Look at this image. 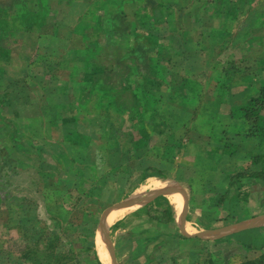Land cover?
Listing matches in <instances>:
<instances>
[{
  "label": "crops",
  "instance_id": "0c3cea01",
  "mask_svg": "<svg viewBox=\"0 0 264 264\" xmlns=\"http://www.w3.org/2000/svg\"><path fill=\"white\" fill-rule=\"evenodd\" d=\"M19 1L20 0L13 1L10 12L15 13L21 22L25 20L28 26L25 32V38L16 44H35L41 46H54L55 44L61 46L62 44V47L67 45L75 47L72 53H68L71 54L69 58L67 57L68 59L64 60L62 57L64 61H74L73 67L70 66L72 67L68 75L70 78H77L82 74V71H91L90 69L86 70L87 67L91 66L90 63H93V61L89 62L91 54L89 53L88 55L86 53L87 49L84 48L86 47L87 35L89 32L93 34V28H96L99 24H103L107 29L108 32L105 34L114 33V36L101 41L114 42L117 53L119 47L116 41H118L119 38H122L121 45L127 48V52L131 49L129 47L134 42L126 46L125 35L131 34L129 32L135 26L138 31H152L157 35V40L152 41L153 43L148 44L147 47L142 44L138 45V47H140L139 51L143 55L142 58L138 59L135 55L125 57L127 52L120 56V59L124 60L123 63L127 68L124 77L131 71H145L144 69H146V63L148 62L145 53H147V55H154L157 49H161L162 51L165 46L172 48L176 43L179 44L183 51L180 57L175 54L177 60L171 51L167 50L171 54L173 60H171V62L174 64L172 65L171 75L173 74V78L175 79L189 78L193 81L195 88L192 87L191 92L196 97L200 98L199 104L202 105L203 108L200 114L198 110L199 106L196 105L195 108L193 107V109H197L196 111H198V113L191 114L190 120L192 121H184L187 126H190L191 136L194 137V121H207L208 125V121H221L220 124H217L219 129L228 130L230 131L229 134L232 133L231 130L239 132L238 138L244 135V151H248L251 155L258 153L264 154V100H262L261 94L264 89V0H150L153 6L144 0H138L135 3H133L134 0H39L38 3L35 2L36 6L34 5L33 7L25 5V3L28 4L30 0H21L24 5L23 8L19 7ZM161 3L163 5H160ZM150 7L153 9L151 10ZM212 7H214L215 10L212 13V17H210L208 14H211V12H209L211 10L209 9ZM55 10L62 11L64 15L66 14L72 19L73 23L58 24L57 22H53L52 24L48 23V25L46 18L48 14ZM245 14H248V16H244ZM106 19H108V21L105 22ZM207 23L211 27H205ZM50 24L52 25V29ZM239 24H241L242 33L238 36L236 28ZM46 28L53 31V33H50V37H48L49 31H46ZM203 28H208V32L205 33L201 31ZM210 28L212 33L209 32ZM14 30L17 31V28ZM27 30L31 33L27 32ZM32 31H36V33H32ZM85 31L89 32L83 37ZM161 33H164L165 37H163ZM240 36L241 46L238 47H241L243 51L246 50L245 48H255V46H258L262 48V52L251 57L252 59H248L250 58V54L237 57L228 52L231 54L229 60L222 61L220 58L226 55L227 48H235L238 45L239 39L237 37ZM210 49L212 51H217V53H210ZM63 51L69 50L64 49ZM103 52L104 56L107 57L108 54L105 51H102V53ZM111 58L114 61L118 60V57L114 55L110 56V59ZM28 59L27 57L26 61H28ZM86 59H88V61H84ZM75 60H78V62ZM126 60L127 63L125 62ZM179 61H181L180 65L178 64ZM80 62V66L75 65ZM221 62L223 65L220 64ZM195 81L199 84L197 87ZM63 91L66 92L67 90L65 89ZM76 91L80 94V88ZM92 91L93 89L88 92V97L82 101V105L85 107L89 105L88 108L94 110L93 126L96 124L94 129L95 133H98L97 123L99 122V108L96 104L98 96H96V91ZM162 91L163 89L159 94L163 96L162 99L164 101L158 102L154 118L152 120H147V128H145V130L149 136L148 138H150L148 147L144 146L146 140V135L143 134L144 132L139 131L137 133L134 130L143 116V113L139 112L145 108L144 99H142L146 98L145 92L140 94V100H135L139 109L135 114L131 112L132 108L129 109L130 102L128 100L125 102L126 104L124 103L122 106L125 110H129L128 112L123 110L124 112L119 114L114 107L109 108L108 111L105 110L106 114L109 116L105 115L107 121L104 124H112L114 127L121 129L122 132L121 134L120 130L116 132L114 139L119 138L118 141H121V146L123 144L130 146L132 142H138V146H140L139 149L142 150L143 159H147L144 165L148 163L152 166H159L161 161L160 156H166V153L169 151V155L172 153L174 161L173 168L165 170L163 175H158L152 168L148 170L142 178L140 174L144 173V166H138V160H142V158L135 159L134 161L123 159L121 166H119V162H114L113 167L111 166L112 164H106V170L104 171L106 174L122 173L126 175L122 179L123 184L113 182L111 180L112 177L106 179L105 194L108 195L111 192V195L106 202L107 207L103 209L102 213L108 207L123 201H126L127 205L112 208L102 223L103 228L99 225L101 213L96 228L101 232L103 238L105 237L104 239L107 237L113 242L116 264H133L126 262V260L131 261L129 257L128 259H124L122 263L119 262V258L130 255V249H128L125 244L134 243L132 244V246H134L135 240L137 239L136 237L141 235V237L153 235L154 238L158 236V238H156V247H154L152 251L148 249L151 251L150 255L157 249L161 254H164L170 251L172 247H180V259L177 264H180L184 260H187L188 264H198L197 260H192V258L194 256H199L200 259H202L200 255L203 256V259L201 262L199 261V264H206L205 260L210 256L209 251H206V248L200 249V246H195L206 240L221 246L232 244L236 247V250L239 249L242 252L245 250L249 255H252L250 257H239L238 260L233 259V261H231L232 259L229 258L227 254L225 257L221 255L222 264H240L252 260L256 261L255 264H264V175L251 177L242 181H227L228 183L219 182L218 185L216 183L213 185V182L209 181V177L214 174L217 179L216 176L221 175V173L216 172L214 167L213 170H209L208 166L207 169H205L208 173L207 176H205L206 178L201 180L197 178V176H195L197 174L196 168L193 165L196 144L188 142L185 136V138L181 140L179 146L180 150L175 149L172 152V146H166L164 142L159 143L164 134L168 135V133H170L173 139L172 133L174 131L177 133L176 128L171 132L170 126L167 127L165 125L166 122L163 126L161 121H168V125L175 122L176 126L177 112L174 106L179 104V102L176 103L177 100L176 102L171 100L167 97V93L165 94ZM193 91H195V93H193ZM57 92L59 94L61 91ZM182 92L185 94L188 93L185 89H183ZM66 94H68V96L62 94V114L55 117L53 115L54 112L50 113V115L43 113L41 117L43 121H45V117L46 121H57L58 133L55 135L56 138L54 140L58 142V147L61 145V148L64 150L66 135L65 129L61 132V126L64 125L63 127H65L67 119H69V121H78L76 117H73L74 119L70 117L72 112L69 113L68 111L69 114L66 116V103L67 101H72L73 107L75 106L78 108L80 106V104H76L74 100L75 95L73 94H75V92L73 87H71ZM128 94L127 97H130L129 92ZM11 101H13L12 96L10 97V104ZM31 104L32 105L29 104V109L35 106L34 102ZM45 104L44 101H41V103L38 104L39 109L45 110ZM246 107L256 109L254 114L259 116L258 120H256L258 122L254 123L252 122L253 120L247 119L244 113ZM10 110V112H14L17 116H20L14 104H11ZM130 114L132 115V119L130 118ZM17 116L15 115V118H17ZM90 116H92L91 113H89V116L85 115L88 121H91ZM111 116L120 118V121H111ZM101 117L103 119V116ZM1 121H3V119ZM130 121L135 123L132 124ZM207 124L206 122L202 123L203 132L207 131ZM247 131L254 132L255 135L246 136L247 133H251ZM59 132H61V134ZM89 135L90 139L87 141L91 143L93 148V139H91V137H93L92 132H89ZM231 135L233 138L237 136L235 133ZM126 137H128V139H125ZM27 138V140H30V137ZM43 138L42 136L39 137L40 140H44ZM194 138L196 139L197 137ZM152 139L156 144H154ZM27 140L25 138V141ZM112 140H110V142L113 146H109V149L116 147L117 141L114 142ZM78 162L76 161V163ZM93 164H95L93 165V171L97 173L98 171L101 172L102 169L98 170L97 164ZM221 167L224 168V174L228 172L229 176L244 171L264 172V163L256 162L252 164L250 156L247 157V159L236 160V163L234 162L233 164L228 160V162L224 165L222 164ZM62 169V171L66 173L65 168L62 167ZM71 171L76 173L75 170ZM82 172H84L83 169ZM180 172H183L184 179H182ZM204 175H206L205 171ZM155 178L164 184L154 188L153 184ZM64 179L65 178H61L60 180L62 181ZM245 184L249 185V189H247L248 187H246ZM213 187L216 189L213 190ZM109 189H111V191ZM95 190L96 193L93 194L98 195L97 188H95ZM115 191L116 196L114 195ZM223 192L226 194V197H224L222 203H219L218 198L222 196ZM176 194L182 199V204L180 203L179 208L175 207ZM209 195L213 196L214 199L211 200ZM232 195L236 197L233 200H231L233 198ZM230 200L231 202L233 201L231 204L234 210V213L231 214L228 211ZM241 206H244L245 210L242 211L240 209ZM254 208L255 210H253ZM118 209H126V211L119 218L110 222L109 217L111 213ZM166 209L171 212V219L166 224L156 225V221L150 220L148 215H155ZM147 210L150 211L149 214ZM192 211L200 214V219L202 220L203 217H205L208 222L206 223L207 225L204 226L201 220L194 218L190 214ZM135 217L144 218V221L148 222L151 228L156 229L157 234L149 232V229L147 232L141 233L140 231L144 229L140 230L139 225H137V227L133 225L127 231L125 230L126 232L118 236L117 242L113 241L110 228L113 229L119 226L124 227L125 223H127L130 218ZM159 228L162 229L159 230ZM187 228H190L192 231H189ZM180 236L187 239H180ZM169 237L173 240H177V243L175 244L173 240L171 243H167L170 239ZM248 242L249 244L254 243L255 245H262V247L254 248L252 244L251 246L247 245ZM219 248L221 249V247ZM93 249L96 254L95 257L99 260L100 264H105L99 256L97 247H93ZM105 250L108 253L111 264H113V259L107 244ZM219 252L220 251H218V253ZM212 253L214 252L211 251V254ZM142 255L145 257V253L142 252L137 259ZM153 258L154 261H152V263L158 264L159 261L156 260V256ZM158 259H160V257ZM171 259L175 260L173 257H171ZM173 260H170L172 264H174ZM134 264L147 263L146 261L143 263L138 261V263Z\"/></svg>",
  "mask_w": 264,
  "mask_h": 264
},
{
  "label": "rangeland",
  "instance_id": "374dc122",
  "mask_svg": "<svg viewBox=\"0 0 264 264\" xmlns=\"http://www.w3.org/2000/svg\"><path fill=\"white\" fill-rule=\"evenodd\" d=\"M13 1L15 0H0V264H14L17 260L19 264H30L28 259H21L20 254L25 247L36 248V246L33 245V242H36L34 241L35 236L37 235L36 233L38 231L42 233L43 230H53L57 233V240L61 244H65V246H63L62 251H60V249L58 251V248L54 249L53 253L58 254L49 255L48 262L46 263L44 259L42 264H56L59 259L60 261L58 264H97L95 260L96 254L93 247H97L100 258H102V256L105 257V262L107 264H111L108 253L105 250V239L101 235V232L96 229L98 219L103 209L107 207L103 202L108 200L111 192L108 195L105 194L106 186H103L105 184L103 182L100 184L99 189H97L98 195L93 194L96 193V191L93 192V189L91 190L89 197H85V195H83L85 190L87 192L88 189L95 184L101 174L105 176V163H100L97 167L98 170L104 169L105 167L104 171L101 170V172L98 171L97 173L93 171V164L88 162L85 167L82 166L84 172H82V174H77V177H75L74 173L68 167V169L64 167L66 170V173H64L62 171V166L55 163L56 165H53V167H46L49 163H47L48 161H45V164L42 165L45 166V168L42 169L50 174L52 173L53 175V177H50L49 180V182L53 185V191L49 196L42 191L44 184H38L37 181H39V176L31 166V164L37 162L36 155L39 154L47 158L49 152H52L53 149L50 147L56 142L54 139L56 138L55 135L58 133L57 129L54 130L51 128V131L48 129L47 124L50 121H46V117L45 121H43L41 119L42 114H47L49 112L50 115V113L55 112V110L57 111L56 104L62 101L63 90L66 89L68 91L73 86L75 92V94H73L75 95L74 100L76 101V104H80L78 107L79 113L76 115L78 121H69V119H67L65 127H63L64 125L61 126V132L65 129L66 139L71 140V152L70 154L67 153L70 158H75L78 161L85 154L87 155L88 150L85 149L83 153L79 145L80 141L78 140V137L83 138L84 134L89 135V132L93 133L94 110L92 108L89 109V105L88 107L82 105V101L88 96L90 86L87 84L81 85V83H79L82 79L81 75L77 78L68 77L74 61L70 62L64 60L71 56V54L68 53H72V50L75 49V47H70L69 45L62 47V44L61 46H59V44H55L54 46L16 44L25 38V32L28 24L25 20L21 22L15 13L10 12ZM38 1L39 0H30V2H28V4L25 3V5L33 7L34 5L36 6L35 2L38 3ZM18 5L21 8L24 7L21 0L18 2ZM209 10H211L209 11L211 14L208 15L212 17V13L215 8L212 7ZM244 16L247 17L248 14H245ZM46 22L47 24H52L53 22H57L58 24L73 23L71 18H69L66 14L64 15L62 11L57 10L48 14ZM208 23L205 27H211ZM51 24L50 27L52 29ZM15 28H17V31L14 30ZM51 29L46 28V31H49L48 37H50V33H53ZM236 29L239 36L242 33L241 24H239ZM210 30L211 28L209 29V32L212 33ZM201 31L207 33L208 28H203ZM27 32L30 31L27 30ZM32 33H36V31H32ZM100 35L99 40H104L114 36V33L105 34V32L102 31ZM161 35L165 37L164 33H161ZM237 38L239 39L238 45L235 48L228 47L226 55L220 58L222 61L229 60V56L231 54L237 57L250 54V58L248 59H252L251 57L259 52H262V48L258 46H255V48H245L246 50L243 51L241 47H238L241 46V36ZM121 42L122 38H119L118 41H116L119 47L117 61L112 60V58L110 59V56L105 57L104 52L102 53V51L97 55L98 58L95 60L93 56L89 58V62H92L93 60L95 62L98 60L97 62L102 68V72L98 75L99 78L104 79V83L114 85L115 88L118 89H121L124 84L123 77L127 71V68L123 63L124 60L120 59V56L127 52V48L121 45ZM64 49L69 51H63ZM163 50L166 52L171 51L176 60V55L180 57V54L183 51L177 43L172 48L165 46ZM210 53L216 54L217 51H212L210 49ZM27 57L29 58L28 61H26ZM75 61L78 62V60ZM84 61H87V59ZM125 62L127 63V60ZM93 63H90V65ZM178 64L180 65L181 61H179ZM220 64L223 65L222 62ZM75 65L80 66L81 62ZM89 67H87V70L90 69V72L93 73L92 67ZM42 85H46L44 90L40 87ZM79 88L80 94L76 91ZM5 91L12 94L11 96L13 101H11V104H14V106L18 109L20 116H17L14 112H10L11 96L7 95ZM57 91L61 92L58 94ZM128 95V92L124 93V97H127ZM41 101H44L45 103L48 102V104H45L44 106L45 110H42L41 108L39 109L38 107V104H40ZM32 102H34L35 106H33L32 109H29V104L32 105ZM72 107L73 104L70 103L69 110H66V116L72 112ZM66 108H68V105ZM98 112L99 122L106 123L107 119L105 118V115H109L106 114L102 107L98 109ZM89 113L92 114V116H90L91 121H88L85 117V115L89 116ZM15 115L18 119L15 118ZM101 115L103 116V119ZM2 119L3 121H1ZM110 120L120 121V118L111 116ZM56 122L57 121H53V125ZM71 130L77 131V140L76 138L70 137L69 133H71ZM61 132L59 133L61 134ZM41 136L44 137V140L39 139ZM27 137H30L31 142L30 140H27ZM25 138L28 142L25 141ZM125 139H128V137ZM74 142L77 143L74 144ZM12 144L22 145L24 147H31L33 144L31 147L32 151L24 152L21 149L14 148L12 153H10L14 162L12 161L13 163H10V160L6 157V154L10 151L6 150V147V149H4L3 146L10 147ZM76 151L79 155L75 154ZM19 159L22 160L23 164H18ZM68 165H70V163H68ZM180 175H182L181 177L184 179L183 172H180ZM61 178H67L68 183L65 184V179L61 181ZM79 179L80 185L75 187L74 183H76ZM64 185L67 187H64ZM245 185L248 187L247 189H249V185ZM115 194L116 191L114 195ZM178 199L182 204L180 196H178ZM253 210H255V208ZM83 213L91 215V217L77 218V216H80V214L82 215ZM190 214L194 218L201 220L204 223V226L207 225L206 223L208 222L205 217H203V220L200 219V214L194 211L190 212ZM25 215L29 218V220L27 219V224H22L21 229L16 227L19 219H25ZM93 215L96 216V220H93ZM133 225H135V227L139 225V229H144V231L146 230L145 232H147L148 229H152L149 223L144 221V218H130V220L125 223L124 227L119 226L114 227L113 229L110 228L113 241L117 242L118 236L121 233L126 232ZM23 227L29 228L28 234H32V238L29 237L30 240L22 235L21 230ZM160 229L162 228H159V230ZM144 231L142 230L141 232L145 233ZM172 240L173 239L170 238L167 243H171ZM111 243L113 245L112 241ZM195 246H200V249L206 248L205 250L209 251V254L213 251L214 255L217 256L218 259H221V255L225 257L226 254L232 259L231 261H233V259L238 260L239 257L243 258L252 256L245 250L244 252L239 249L236 250V247L232 244L228 246H221L206 240L205 242H200ZM219 247H221V249ZM180 250V247H172L170 251L161 254L157 249L153 251L150 256H156V260L159 261L158 264H171L170 260H173L171 259V257H173L175 259L173 260L174 264H177L180 259ZM218 251L220 252L218 253ZM200 256L203 259V256ZM128 257L129 255H125L122 258L120 257L119 262L122 263L124 259H128ZM159 257L160 259H158ZM195 259L198 260V264L199 261L201 262L202 260L199 256H194L192 258V260ZM136 261L143 263L145 261L144 255H142L139 259L136 258ZM136 261L131 262L126 260V262L133 264L136 263ZM180 264H188V262L187 260H184Z\"/></svg>",
  "mask_w": 264,
  "mask_h": 264
},
{
  "label": "trees",
  "instance_id": "16d2710c",
  "mask_svg": "<svg viewBox=\"0 0 264 264\" xmlns=\"http://www.w3.org/2000/svg\"><path fill=\"white\" fill-rule=\"evenodd\" d=\"M138 0H134L133 3L137 2ZM147 3H149L151 6H153V4L150 2V0H144ZM161 2V1H160ZM210 2V1H209ZM160 5H163L162 3ZM150 9L152 10L153 8L150 7ZM102 21V20H101ZM108 21V19L105 20V22ZM110 21V20H109ZM112 28V27H110ZM105 32L107 33V29L103 26V24H99V26H97L96 28H93V34H91L89 31H85V33L83 34V37L86 36V34L89 32V34L87 35V39H86V47L84 49H87V54L89 55V53L91 54V56H93L94 60L96 58H98V54L101 51H105L108 55L107 56H112L114 55L115 57L117 56V49L115 48V44L110 43L109 41H101L99 40L100 38V33L101 32ZM131 34L129 35H125V42H126V46H128L130 43L134 42L129 48V51L127 52L126 56L129 55H135L136 58L140 59L143 57L142 53L139 51L138 45L142 44L144 46H148V44L153 43L152 41H156L157 40V35L155 33H153L152 31L149 32H144V31H138L137 27H133V29L130 30ZM156 51V50H155ZM116 53V55L114 54ZM145 57L148 60V62L146 63V69H144L145 71L141 72V71H136V72H129L128 75H126L124 77V84L122 85L121 89L115 88L114 85H108L106 83H104V79H100L99 78V74L100 72H102V68L99 66V63L97 61L94 62L93 60V64H91L92 67V72L88 71H82L81 74V85L83 84H87L88 86H90L91 89H93L92 92L96 91L97 94L96 96H98L97 102L96 104L98 105V108L102 107L104 110L108 111L109 108L114 107L116 110V112H118L119 114H122L125 110L122 106L123 104L128 100L130 102V106L129 109L132 108V113L135 114V112H137L138 109V105L136 104L135 100H140V94L145 92V97L146 98H142L144 99V103H145V108L142 111H138L139 113H143V116L141 117V121H139V124H137L135 126V131L138 133L139 131L144 132L143 134L146 135V140L144 142V146L148 147L149 145V140L150 138H148L149 136L147 135V131L145 130V128H147V120L149 119H153L155 114H156V110H157V104L158 102H163L164 100L162 99L163 96H161L159 94V92L163 89V93H167V97L170 98L171 100L175 101L177 100L176 103L179 102V104H176L175 110L177 112V121H176V126H175V122L171 123V125H168V121H161L162 125L164 126L165 122H166V126L171 128V132H173L174 128L177 129V133L174 131L173 134V139L170 136V133H168V135L164 134L161 137V140L159 143L164 142V145L166 144L169 146H172V152L173 150H180L179 146L181 143V140L183 138H187L188 142L194 143L196 144V153H195V159L193 160V165L196 168V172L197 174L195 176H197V178L204 179L206 178L205 176H207V167L209 166V170H213V167L216 169V172H220L221 175L216 176L217 179L215 178V175H211L209 177V181L213 182V185H215V183L218 185L219 182L221 183H226L227 181L231 182V181H242V180H246L248 178L251 177H255V176H260V175H264V172L259 171V172H249V171H244V172H237L234 174H231L230 176L228 175V172L226 174H224V168L221 167L222 164H226L229 160L230 163H236V160H240V159H247V157L250 156L251 158V162L256 163V162H263L264 163V154H255V155H251L248 151H244V147H245V142H244V135L239 137V132H234V130H231L232 133L229 134L230 131L228 130H224V129H219L217 124H220L221 121H208L209 125L207 124V121H194L193 123V131H194V137H197L196 139L194 137L191 136V129L190 126H187L185 124L184 121L188 122V121H192L190 120V116L191 114H195L196 112L198 113V111H196L197 109H193V107L195 108L196 105L199 106V113H202V105L199 104L200 102V98L196 97L194 94H192L191 89L192 87L195 88L194 83L191 79L189 78H173V74L171 75V70H172V65H174L171 60H172V56L169 52H164L163 50L161 51V49H157V51L155 52L154 55H150L147 53H145ZM90 57V56H88ZM88 61V59H87ZM173 61V60H172ZM175 63V62H174ZM177 69H178V65H177ZM87 70V68H86ZM98 73V74H97ZM96 74V75H95ZM93 75V76H92ZM176 77V76H175ZM178 77V76H177ZM136 78V79H135ZM196 82V81H195ZM43 84V82H42ZM199 84L196 82V87ZM201 85V84H200ZM46 85H42L41 87L44 90V87ZM74 88V86H73ZM89 89V91L91 90ZM183 89H185L188 93H184L182 92ZM6 92V91H5ZM129 92L130 93V97H124V93ZM65 93V94H64ZM67 92L63 91V95L68 96V94H66ZM193 93H195V91H193ZM159 94V95H158ZM262 100H264V89L262 90ZM7 95H12L7 93ZM161 96V97H160ZM181 98H180V97ZM65 97V96H64ZM88 97V96H87ZM68 100V99H67ZM172 101V102H173ZM202 102V101H201ZM73 102L72 101H67L66 103V107L68 105V108H66V110H69V104ZM43 104V103H42ZM48 104V102L46 103V105ZM126 104V103H125ZM58 110L53 113V115L56 117L59 114H62V108L63 105L61 104V102L56 104ZM75 108V109H73ZM256 109L255 108H248L246 107V109H244V113L245 116L247 117V119H251L253 120L252 122H258L256 120H258L259 116L254 114V111ZM125 111H129V110H125ZM75 112V113H74ZM91 112V111H90ZM79 113V109L77 107H72V114H71V118L74 119L73 117H76V115ZM92 113V112H91ZM49 114V112L47 113ZM102 116V115H101ZM130 118L132 119V115L130 114ZM146 120V121H144ZM53 121L48 122L47 126L48 129L51 131L52 129H57V125H53L52 123ZM62 122V121H61ZM206 122V124L208 125L207 131L203 132V127L201 126L202 123ZM130 123L134 124L135 122L130 121ZM253 123V124H254ZM97 130L98 133H95V129L94 126H96V124L93 126V137H91V139H93V148L91 146V143H88L87 140L90 139V135L88 134H84L83 138L78 137V140L80 141V147L84 153L85 149L88 150L87 155L85 154L80 160L79 162L77 160H75V158H70V156L68 154H70L71 149H70V144H71V140L66 139L65 141V150L60 147H58V142L54 143L53 145H51L50 148H52V152H49V155L47 156V158L45 156H41V155H36L37 157V162L31 164V166L33 167L34 171L37 173V175L39 176V181L38 184H44L42 187V191L46 193L47 196H49L52 193V184L51 182H49L50 177L52 178L53 175L52 173H48L47 171L43 170L42 168H45V166H42L45 164V161H48L47 163L48 166L46 167H53V165H60L62 167L65 168H69L70 170H75L76 173H74L75 177H77V172L78 174H82V169L83 167L86 166V164H88V162L96 163L97 166H99L100 163H105L106 164H112L111 166L113 167V163L114 162H119V166H121L122 164V160L126 159V160H132L134 161L135 159H139L142 158V160H138V166H144L143 170L144 173L140 174L141 178L145 176V174L148 172V170H151L152 168L157 172L158 175H163L165 173V170H169L173 168V157H172V153L171 155H169L170 151L168 153H166V156H160V163L159 166H152L150 164H146L144 165L147 161L144 160L143 155L141 153L142 150L139 149L140 146H138V142H132L130 146H127L125 144H123L121 146V141H118V139H114L115 138V133L119 132L120 130V134L121 129H118L117 127H114L112 124L110 125H105L104 123L98 122L97 123ZM170 130V129H169ZM173 130V131H172ZM71 133H69L71 138H76L77 140V136H76V132L74 130L70 131ZM170 132V131H169ZM247 132H251V131H247ZM237 135L236 138H233L231 134ZM171 134V135H172ZM255 135L254 132L251 133H247L246 136H251V135ZM51 136V135H50ZM192 137V138H191ZM235 137V136H234ZM121 138V137H120ZM113 139V140H112ZM110 140L116 142V147H113L112 149H109V146H113L110 142ZM152 141L154 142V140L152 139ZM242 141V142H240ZM77 142H74V144H76ZM126 143V142H125ZM114 144V143H113ZM154 144H156V142H154ZM33 146V144L31 145V147ZM121 146V147H120ZM4 149L10 151L6 157L10 160V163H12V156L10 153H12L13 149H21L24 152H31L32 148L31 147H24L22 145H11L9 146H3ZM6 147V148H5ZM76 149V148H75ZM75 151V150H74ZM68 153V154H67ZM76 155H79V153L76 151L75 152ZM52 158H51V157ZM170 156V157H168ZM236 159V160H235ZM76 161L78 163H76ZM130 161V162H132ZM149 162V161H148ZM51 163V164H50ZM56 163V164H55ZM68 163H70V165H68ZM90 163V164H91ZM18 164H23L22 160L19 159ZM74 164V165H72ZM95 165V164H93ZM213 165V166H212ZM83 166V167H82ZM67 168V169H68ZM102 171H104V169H102ZM204 171L205 174L204 175ZM154 172V171H153ZM110 175V176H109ZM72 176V175H71ZM109 177H112L111 180L113 182H119L120 184H123V178L126 176L122 173H115V174H106L105 176L103 174H101L99 176V178L96 180V184L94 186H92L91 188L88 189V191L85 193H83V195H85V197H89L91 190L93 189V192H95V188L99 189V186L101 183H105L103 186H106V179H108ZM73 177V176H72ZM81 179V178H80ZM79 180L76 181V183H74V186H79ZM73 180V178H72ZM66 183H68L67 178L65 179ZM228 183V182H227ZM64 187H67L64 185ZM102 188V187H101ZM216 188L213 187V190H215ZM49 190V191H48ZM111 190V189H109ZM71 191V190H70ZM215 192V191H214ZM211 200L214 199L213 196L209 195ZM233 196V195H232ZM231 196V198H232ZM224 197H226V194H222L221 197L218 198V202L222 203L224 200ZM236 197L233 196V199H235ZM231 200L229 201V207H228V211L229 213H234L233 207H232V202ZM107 201L103 202L106 204ZM240 209L243 211L245 210L244 206H241ZM149 210H147V213L149 214ZM150 217V220H154L156 221V225H164L166 224L170 219H171V212L169 210H163L160 213H157L155 215H148ZM81 218H86V217H91V215H88L86 213H83L82 215L80 214ZM75 218V217H74ZM29 220V218L27 217V215H25V219L24 218H20L17 226L21 229V225L27 224V221ZM76 219V218H75ZM93 220H96V216L93 215ZM95 222V221H94ZM28 229L29 228H25L23 227V229L21 230V233L24 237H26L27 239L30 240L29 237L32 238V234L29 235L28 233ZM144 231V230H143ZM146 231V230H145ZM144 231V232H145ZM148 231L150 232H154L157 234V231L155 228L149 229ZM156 231V232H155ZM141 232V231H140ZM143 233V232H141ZM37 235L35 236V240L36 242H33V245L36 246V248H24V250L22 251V253L20 254L21 259H28L30 264H42V261L45 259L46 263L48 262V257L49 255L54 254L53 250L58 248V251L60 249V251H62L63 246H65V244H61L58 240H57V233H55L53 230H43V232L41 233L40 231H38L36 233ZM142 236V235H141ZM141 236H137L134 240H135V245L132 246V244L126 243L125 245L127 246L128 249H130V255H129V259L131 261H136V258L139 256V254H141L142 252L145 253V261L147 264L152 263V261H154L153 257H150V252L154 249V247H156V238H158V236H156L155 238L153 237V235H148L146 237H141ZM180 239H187L185 237L180 236ZM174 243H177V240H173ZM46 242V243H45ZM252 247L254 248H259L262 247V245H255L254 243H251ZM248 244L247 245H250ZM150 249V250H148ZM140 252V253H139ZM61 253V252H59ZM58 254V253H55ZM54 254V255H55ZM11 255V254H10ZM38 255V256H37ZM209 258L205 260L206 264H222V260L218 259L217 256L214 255V253L209 254ZM96 263L100 264L99 260L95 257ZM197 260V259H196ZM60 261V259H59ZM58 261V262H59ZM58 262L56 264H58ZM255 260L252 261H245L242 262L240 264H255ZM136 263H138V261H136ZM198 263V260H197ZM12 264V263H11ZM14 264H19L18 260L16 261V263ZM172 264V263H171Z\"/></svg>",
  "mask_w": 264,
  "mask_h": 264
},
{
  "label": "water",
  "instance_id": "95a60500",
  "mask_svg": "<svg viewBox=\"0 0 264 264\" xmlns=\"http://www.w3.org/2000/svg\"><path fill=\"white\" fill-rule=\"evenodd\" d=\"M128 204H130V203H128ZM126 205H127L126 201H123L121 203L115 204L114 206H111V207H108L107 209H105L104 212L101 215V219H100V224L99 225L102 226V223L105 220L106 215L109 213V211L112 208H116V207H119V206H126ZM102 228H103V226H102ZM105 241H106L105 243L107 244V246L109 248L111 257L113 259V264H116L115 253H114L113 245H112L111 241L107 237H106Z\"/></svg>",
  "mask_w": 264,
  "mask_h": 264
},
{
  "label": "bare ground",
  "instance_id": "6f19581e",
  "mask_svg": "<svg viewBox=\"0 0 264 264\" xmlns=\"http://www.w3.org/2000/svg\"><path fill=\"white\" fill-rule=\"evenodd\" d=\"M164 183H162L161 181H158V180H156V178L154 179V184H153V186H154V188H157V187H160L161 185H163ZM175 207L176 208H179L180 207V201H179V199L177 198V194H176V199H175ZM126 211V209H118V210H115V211H113L112 213H111V215H110V217H109V220L110 221H112V220H115V219H117V218H119L124 212ZM115 212V213H114ZM189 231H192L190 228H187ZM102 255H103V249H102ZM105 259V257H103L102 256V261L105 263V264H107L105 261L106 260H104Z\"/></svg>",
  "mask_w": 264,
  "mask_h": 264
}]
</instances>
